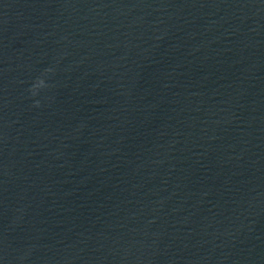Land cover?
Listing matches in <instances>:
<instances>
[{
	"label": "clouds",
	"instance_id": "clouds-1",
	"mask_svg": "<svg viewBox=\"0 0 264 264\" xmlns=\"http://www.w3.org/2000/svg\"><path fill=\"white\" fill-rule=\"evenodd\" d=\"M54 72L53 68H48L45 70V72L37 77L31 84L30 88L28 89L29 93L31 94V96L35 97L38 96L40 94L41 91L47 89L48 87H50V85L46 82L45 76H47L48 73H52ZM40 101L39 100H34L33 102V107H40ZM23 259V257L21 258Z\"/></svg>",
	"mask_w": 264,
	"mask_h": 264
}]
</instances>
